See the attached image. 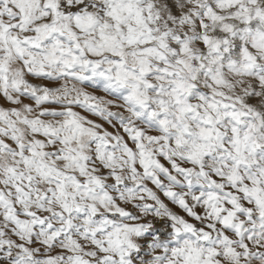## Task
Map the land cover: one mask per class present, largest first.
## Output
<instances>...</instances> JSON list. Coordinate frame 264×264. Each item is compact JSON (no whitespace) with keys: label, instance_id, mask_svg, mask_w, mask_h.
I'll use <instances>...</instances> for the list:
<instances>
[{"label":"snow or ice","instance_id":"1","mask_svg":"<svg viewBox=\"0 0 264 264\" xmlns=\"http://www.w3.org/2000/svg\"><path fill=\"white\" fill-rule=\"evenodd\" d=\"M0 264H264V0H0Z\"/></svg>","mask_w":264,"mask_h":264}]
</instances>
